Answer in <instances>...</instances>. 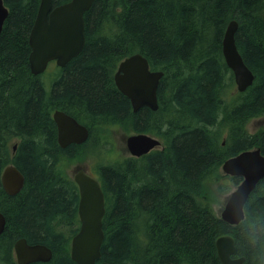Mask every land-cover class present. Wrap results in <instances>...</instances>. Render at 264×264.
Segmentation results:
<instances>
[{
    "label": "trees",
    "instance_id": "16d2710c",
    "mask_svg": "<svg viewBox=\"0 0 264 264\" xmlns=\"http://www.w3.org/2000/svg\"><path fill=\"white\" fill-rule=\"evenodd\" d=\"M3 2L8 15L0 33V175L13 162L25 181L15 195L0 181L6 219L0 264H17L13 243L20 237L52 251L49 261L29 264H76L70 239L79 227V193L66 166L87 157L94 159L91 170L105 200L97 263L222 264L215 239L229 234L233 256L246 257L241 264H262L264 227L254 225L264 226V177L238 224L223 221L214 204L241 180L221 172L224 160L254 147L264 154V128L247 129L251 119L264 116V0H94L84 13L80 53L37 75L29 68L28 34L40 0ZM231 19L238 21L237 49L254 74L244 91L233 90L221 51ZM136 52L151 70L163 71L156 110L134 112L115 86L118 63ZM56 109L88 128L85 142L59 146ZM117 128L150 133L162 147L96 163L94 156L115 151Z\"/></svg>",
    "mask_w": 264,
    "mask_h": 264
},
{
    "label": "water",
    "instance_id": "95a60500",
    "mask_svg": "<svg viewBox=\"0 0 264 264\" xmlns=\"http://www.w3.org/2000/svg\"><path fill=\"white\" fill-rule=\"evenodd\" d=\"M94 0H69L53 6L51 0H40L33 25L28 34L30 53L29 68L32 74L43 73L48 64L54 61L63 67L82 50L85 43L84 13ZM8 15V9L0 0V33ZM238 21L231 19L224 30L221 51L227 67L232 71L237 91H244L253 83L254 74L245 64L235 43ZM162 70H151L148 59L136 52L123 58L113 75L116 88L125 95L133 111L141 107L152 110L158 108L157 88ZM52 118L56 125V140L61 148L70 144H81L88 139V128L63 110H54ZM161 141L156 136L144 132L128 134L125 146L130 156L139 157L157 148ZM16 144L13 145V152ZM221 171L230 176H240L239 183L227 194L220 218L230 225H236L244 218V205L258 181L264 177V154L258 147L245 149L224 160ZM0 181L8 195L17 194L23 187L24 174L13 162L2 170ZM73 181L78 187L79 227L70 239V257L76 264L97 263L101 257V244L104 239L102 218L105 213L104 194L99 180L77 167ZM6 219L0 211V234ZM217 256L222 264H241L244 256H233L234 239L229 234L215 239ZM17 264L47 262L52 257L51 249L40 243L30 244L24 237L13 243ZM264 264V261L262 262Z\"/></svg>",
    "mask_w": 264,
    "mask_h": 264
},
{
    "label": "rangeland",
    "instance_id": "374dc122",
    "mask_svg": "<svg viewBox=\"0 0 264 264\" xmlns=\"http://www.w3.org/2000/svg\"><path fill=\"white\" fill-rule=\"evenodd\" d=\"M53 65L52 63H49L48 64V67L46 69V71H51L52 68H53ZM233 90H235V85L232 87ZM260 128H264V116H261V117H257V118H254V119H251L248 124H247V129L250 131V132H256L257 130H259ZM114 130V129H112ZM134 133V132H133ZM132 134V133H130ZM150 134V133H148ZM128 135V133H124L122 130H120V128H117L116 130L112 131V140H113V143L111 144V147L115 150V151H110V150H105L103 153L104 155H98V156H94L96 158V163L99 161V160H102V161H113L115 159H121L123 157H126V156H129V152L127 151L126 149V146H125V137ZM152 135V134H150ZM154 136V135H153ZM158 138V137H157ZM107 148V144L104 145L102 148ZM161 143L160 145L157 147V148H161ZM95 162H94V159L92 157H87L86 159L84 160H73V161H68L67 162V166H66V173L73 178V175L76 171V168L77 167H83L86 171H88L91 175L93 176H96L94 174V171L91 170V168L94 166ZM93 172V173H92ZM222 172V171H221ZM235 187V186H234ZM234 187H231L229 192L234 188ZM229 192H221L219 194V197L216 201V203L214 204V209L216 210V212L218 214H220V211L221 209L223 208L224 206V201H225V198L227 196V194ZM65 233L67 232V229L64 230ZM68 234V232H67Z\"/></svg>",
    "mask_w": 264,
    "mask_h": 264
},
{
    "label": "clouds",
    "instance_id": "9594fccd",
    "mask_svg": "<svg viewBox=\"0 0 264 264\" xmlns=\"http://www.w3.org/2000/svg\"><path fill=\"white\" fill-rule=\"evenodd\" d=\"M254 227L257 228V229H260L261 227H264V226H262L260 224H256V225H254Z\"/></svg>",
    "mask_w": 264,
    "mask_h": 264
},
{
    "label": "bare ground",
    "instance_id": "6f19581e",
    "mask_svg": "<svg viewBox=\"0 0 264 264\" xmlns=\"http://www.w3.org/2000/svg\"><path fill=\"white\" fill-rule=\"evenodd\" d=\"M264 253V251H262ZM262 256V255H261ZM246 258V257H245ZM108 261V260H107Z\"/></svg>",
    "mask_w": 264,
    "mask_h": 264
},
{
    "label": "flooded vegetation",
    "instance_id": "af4514ba",
    "mask_svg": "<svg viewBox=\"0 0 264 264\" xmlns=\"http://www.w3.org/2000/svg\"><path fill=\"white\" fill-rule=\"evenodd\" d=\"M100 263V262H99Z\"/></svg>",
    "mask_w": 264,
    "mask_h": 264
}]
</instances>
